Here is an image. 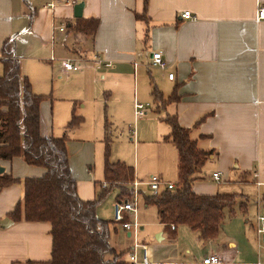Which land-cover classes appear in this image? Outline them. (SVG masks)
Wrapping results in <instances>:
<instances>
[{"label":"crops","instance_id":"0c3cea01","mask_svg":"<svg viewBox=\"0 0 264 264\" xmlns=\"http://www.w3.org/2000/svg\"><path fill=\"white\" fill-rule=\"evenodd\" d=\"M82 2L85 4L82 18L99 21L94 36L74 31L77 20L81 19L75 18L74 7ZM261 6H264V0H38L34 4L29 0H0V65L3 66L1 52L4 42L14 38L15 58L20 62L21 75L30 81L34 93L39 95L35 77L31 75L28 65H45L44 62L53 67L52 63L62 55V66L58 73V79L63 83L62 90L66 91L71 103H82L86 101L84 97L90 89L89 81L79 73L83 71V66L79 65L81 69L77 72L68 73L63 66L67 60H73L74 64L88 62L91 67L87 66L86 69L101 72L104 80L113 83L104 87V91L119 93L120 98L125 99L126 93L132 90L129 100L122 101L119 98L117 102H124L121 105L128 107L130 114L134 112V116L136 104L141 103L137 101L139 90L146 83L156 105L155 111L166 114L163 120L167 116H175L182 128L191 130V137L197 141L200 149L213 152L209 161L214 163L215 169L210 180L201 174L202 179L193 186L194 192L211 196L221 193L219 184L222 181L216 182L212 178L218 172L224 181L230 183L233 179L238 181L234 183L241 182L244 187H255L259 214H262L264 20H258ZM187 11L193 15L192 20L182 18V14ZM62 27L64 31H61ZM71 35L75 36L74 42L69 39ZM27 36L32 37L28 39L32 51L25 53L22 43ZM159 51L163 53L166 70L154 69L151 65L153 53ZM88 53L90 61L87 59ZM141 69H145V72ZM46 71L48 77V69ZM143 73L149 76L147 82ZM169 73L175 74L174 80L169 79ZM67 74L69 78L64 79ZM155 88L165 101L173 94L177 95V99L165 108L158 109L160 104L155 102L153 96ZM49 100L43 101L40 106L41 135L44 138L67 137L70 167L78 183L79 197L84 201L94 200L104 188V180L93 182L94 179L90 177L95 165L94 141L67 136V126L73 114L82 118L76 113V104L72 109L68 108L64 135L55 136L57 115L53 113L54 99ZM148 112L147 109L145 115ZM142 117L135 116L136 129L132 130V134L135 136L136 133V140L145 134L146 120ZM168 127L165 133L158 131L157 140H162L177 151L174 144L165 141L171 133ZM88 129L89 126L81 125L73 130V134ZM135 147L138 149L137 145ZM176 153L179 175L178 151ZM128 166L134 169L136 180L135 167ZM0 167L4 168L7 175L20 180L41 178L47 172L43 167L28 165L20 157L12 161H0ZM87 168L88 172L84 174L82 170L86 171ZM168 183L172 184L170 181ZM97 184L101 185V189H98ZM130 185L132 189V183ZM141 193V198L145 200L146 195L143 191ZM119 195L120 190L116 201ZM23 198V185L20 183L0 190V221L6 218L12 221L8 228L0 226V264H47L51 261L53 244L51 225L24 220L15 222L9 217ZM145 206L149 207L147 204ZM247 206L244 209L239 206L242 219L248 212ZM225 222L226 218L217 238L212 241L204 242L196 233L203 245L217 241L223 233ZM245 223L242 222L243 225L235 230L227 231L226 241L216 247L215 255L222 264H264L254 224ZM160 225L163 232L158 235V240L167 237L176 241L179 226L167 230ZM129 234L127 237L132 236Z\"/></svg>","mask_w":264,"mask_h":264},{"label":"trees","instance_id":"16d2710c","mask_svg":"<svg viewBox=\"0 0 264 264\" xmlns=\"http://www.w3.org/2000/svg\"><path fill=\"white\" fill-rule=\"evenodd\" d=\"M98 27V20L81 18L74 31L94 36ZM15 47V39L8 38L1 52L4 75L0 77V161L20 157L28 165L43 167L47 172L41 178L24 180L0 174V190L23 185L24 198L9 217L15 222L51 225L53 244L51 261L47 264H130L124 260V253L118 252L110 242L111 232H117L119 225L100 219L97 209L113 188L129 189L134 169L122 162L110 163L107 144L103 190L94 200L84 201L79 197L78 183L70 167L67 137H42L40 106L45 97L35 94L30 81L22 77ZM153 96L160 104L158 109L177 99L173 94L165 101L156 88ZM164 120L171 128L165 141L174 144L179 155V182L175 190H164L158 196H146L145 200L148 206L157 208L159 221L167 230L186 225L202 241H212L219 234L226 212L235 213L239 196L194 192L193 186L202 179V169L213 152L200 149L191 137V130L182 128L175 116ZM81 122L82 118L73 114L67 128Z\"/></svg>","mask_w":264,"mask_h":264},{"label":"rangeland","instance_id":"374dc122","mask_svg":"<svg viewBox=\"0 0 264 264\" xmlns=\"http://www.w3.org/2000/svg\"><path fill=\"white\" fill-rule=\"evenodd\" d=\"M29 1L34 4V1L38 0ZM28 39L30 40L32 37H25L22 43V46L24 44L23 47L25 53L27 51H32ZM69 39L72 42L76 40L74 35H71ZM28 42L29 44L26 47ZM19 45L20 44L18 43V46ZM61 56L62 55H59L57 61L52 63L53 67L46 65L48 63L43 62L45 65L39 64L32 67L28 65V69H31V75L35 77L36 92L39 93V95H44L46 97L44 101H50V98L54 99L53 113L55 112L57 115V119L54 123L55 136L64 135V127L65 125L67 126L65 118L67 116L68 108L70 107L72 109L76 104V113L82 116L83 122L73 128H67V136L71 139L74 138L80 140V138H82L87 141H94L95 165L90 172V177L94 179L93 182H103L104 180L105 156L107 144H109L110 163L121 161L134 166L136 169V181L140 184L139 189L140 191H143L144 195L152 196L150 194V188L148 187V183L152 176L162 178L164 183L170 181L172 184L178 185L179 175L176 167L177 151L171 145L164 144L162 140H157L159 130L165 133V131H168L169 129V125L163 120L164 115L166 116V114L163 112L157 113L155 111L156 105L153 97H151L148 85L145 83L141 86L139 90V98L137 99V101L144 105L149 104L150 107H147L149 110L148 114L142 117L146 120L144 121V128L146 127L144 137L141 136L139 140H136V133L135 136L132 134V130L136 129L134 128V112L130 114L128 107L121 105L124 102L118 104L117 100L120 98L121 94L112 93L111 90L104 91V87H109L110 85H113V83H108L107 80H104L101 72H96L93 69H86L87 66L91 67V64L88 62H76L77 65H81L84 68L83 71H80L79 73L89 81L90 89L84 97V100L86 98V101H83L82 103H71L68 97H66V91L62 90L63 83H60L61 81L58 79L60 77L58 74L59 69L62 66ZM58 59L60 61H58ZM87 59L89 61L91 60L89 53L87 54ZM47 69L48 77L46 76ZM142 70L145 72V69H141V71ZM54 71L56 76L53 75ZM3 75L4 68L0 65V77ZM67 75L66 77L64 76V79L69 78V74ZM147 77H149L148 74L143 73V78L146 82L148 80ZM67 85L71 86V84ZM131 93L132 90L128 91L125 95V99L122 97L120 100H129ZM82 105L85 106L82 107ZM106 123H108L109 126L107 131L108 135L106 134ZM81 125L89 126V129L73 134L75 132L73 130ZM107 139L109 141H107ZM135 145H137L138 149ZM173 153L176 155L175 158ZM214 169V163L209 161L202 169L201 174L206 180H210ZM82 172L86 174L88 168L86 171L82 170ZM231 181L232 182L229 183L228 181L222 180L221 184L218 183L220 186V192L227 195H238L239 199H237L236 202L235 213L230 214L229 211L226 212V222L223 227V233L214 244L207 246L203 245L196 232L186 225L178 227L176 241H171L167 237H163L164 240L159 241L158 235L163 232V227L159 223L158 210L153 206L147 208L145 206L147 202L146 200H143L142 197L139 202V213L137 216L138 226L135 229L136 231L132 229L130 231L132 236L127 237L129 231L125 232L121 226H117L119 232H111V245L118 252L124 253L125 261H129L130 254L134 252V246L136 244H145L149 250V259L153 263L176 262L178 264H203V260L206 257L217 254L216 247L222 246L226 241L225 235L227 231H232L235 230V228L242 226V222H246L248 225L254 224L257 233V218L259 215V208L256 202L257 191L256 189L254 190L255 187H244L241 182L237 184L234 182L238 181H234L233 179ZM97 187L98 189H101V185L97 184ZM130 187L131 185L128 190L115 187L109 191L97 209L98 217L105 221H112L113 206L116 202V196L118 195L119 190L122 197L120 200L131 199L132 189H130ZM261 200H263L262 197ZM238 205L242 209L245 208V205H248V212L245 216L243 215V219L241 218L242 213ZM260 210L263 214L264 204ZM237 222H241L240 225L236 224ZM173 227L174 226L171 227L172 230ZM134 232H136V235ZM212 250L214 251L213 253ZM141 253V249L137 250L139 257L141 256Z\"/></svg>","mask_w":264,"mask_h":264},{"label":"built area","instance_id":"2783aa9c","mask_svg":"<svg viewBox=\"0 0 264 264\" xmlns=\"http://www.w3.org/2000/svg\"><path fill=\"white\" fill-rule=\"evenodd\" d=\"M182 18L186 20H192L193 15L191 12L187 11L182 14ZM258 20H264V6H261L259 9V17ZM65 28L62 27L61 31H64ZM152 63L151 65L155 68H159L161 70L167 69V64L163 59V53L161 51L154 52L152 55ZM97 61V59L95 60ZM99 62V61H98ZM73 60H67L64 63V69L68 72H77L81 69V66L74 64ZM100 63V62H99ZM175 74L169 73V79L174 80ZM150 105H144L141 103H137L135 106V116L140 118L145 115L147 107ZM213 180L216 182L222 181V176L220 173L216 172L212 176ZM148 187L150 188V194L152 196H158L164 190H175L176 185L171 183H164L160 177L152 176L150 182L148 183ZM140 184L134 180L132 182V198L127 200H117L113 206V217L114 221L124 229V231H131L132 229H136L138 226L137 216L139 213V202L142 196L140 191ZM258 227H257V235L259 241V250L262 256H264V215L259 214L258 218ZM174 229V227H173ZM136 231V230H135ZM136 235V232H134ZM142 250V257L140 258L137 254V250ZM130 264H178V263H153L149 259V250L145 244H136L134 246V252L130 254L129 257ZM203 264H222L221 259L217 255H212L210 257H206L203 260ZM258 264H262L259 262Z\"/></svg>","mask_w":264,"mask_h":264},{"label":"water","instance_id":"95a60500","mask_svg":"<svg viewBox=\"0 0 264 264\" xmlns=\"http://www.w3.org/2000/svg\"><path fill=\"white\" fill-rule=\"evenodd\" d=\"M84 6H85V4L83 2L75 5V7H74L75 18H82ZM4 171H5L4 168L0 167V174L4 173ZM11 224H12V221L8 218L0 221V226H2V228H8ZM130 235L131 234H129V236Z\"/></svg>","mask_w":264,"mask_h":264}]
</instances>
